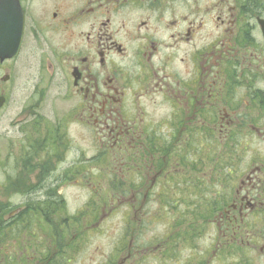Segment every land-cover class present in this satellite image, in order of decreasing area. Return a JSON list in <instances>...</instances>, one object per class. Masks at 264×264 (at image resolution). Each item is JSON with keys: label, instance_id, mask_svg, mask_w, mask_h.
Segmentation results:
<instances>
[{"label": "flooded vegetation", "instance_id": "obj_1", "mask_svg": "<svg viewBox=\"0 0 264 264\" xmlns=\"http://www.w3.org/2000/svg\"><path fill=\"white\" fill-rule=\"evenodd\" d=\"M1 9L23 24L18 56L0 61V110L25 52L56 69L64 107L24 111L7 180L29 182L9 188L18 204L0 201V264H73L115 207L136 228L114 251L139 264L132 243L149 205L214 208L219 260L264 264V0H4ZM11 25L0 20L6 47ZM68 186L85 192L81 204ZM210 190L213 200L192 205ZM182 215L165 216L174 221L156 248L168 257Z\"/></svg>", "mask_w": 264, "mask_h": 264}, {"label": "rangeland", "instance_id": "obj_2", "mask_svg": "<svg viewBox=\"0 0 264 264\" xmlns=\"http://www.w3.org/2000/svg\"><path fill=\"white\" fill-rule=\"evenodd\" d=\"M21 56L16 60L14 65L15 81L12 84L11 90L8 92V103L3 110H0V201H11L16 204L21 201L22 195L12 197L9 188L14 187L15 184L17 188H22L29 182V179L21 178L19 180L18 178H8L7 180L9 167L11 170V163L8 161V156L12 150V145L21 139V131L25 130L26 121L30 119V117L24 114V111L26 108L30 109V107H34L38 111L43 110L45 113L48 112V108H52V111L59 112L64 107L62 106L61 95L58 93L59 75L56 69L52 71L48 70L45 64L40 65L38 58L27 59L26 52ZM48 79L51 81V86H45V83L42 82L43 80L48 81ZM41 97L43 98L41 99ZM72 130L74 131V129ZM13 181L14 183H12ZM68 187L67 194L72 197L69 199V202L71 203L75 199L78 204H81L85 197V192L80 188ZM208 192L200 196L193 194L191 198L192 205L194 202H199V197L202 199L206 198V200H213L215 191L210 190ZM103 195L105 196V194ZM10 197H12L11 200H9ZM154 207V205H149V208L144 210L145 218L149 223L143 222L141 226L137 227L139 228V236H143L137 240L133 238L132 245H138L137 248L139 251L137 253L133 252L132 260L134 261L132 262L137 260L139 264H199V262L205 264H236V258L234 256L232 257V254L228 255L227 258L222 257V260H219V249H215V246L219 244V231H217L216 226L213 225L212 227V225H208L212 223L209 222L202 229L204 222L200 218V214L211 209L208 205L205 209H201L199 206H197L198 209H192L194 207L192 206L186 212L182 210L177 211L176 209L170 214H167V211L163 209L153 210ZM116 208L110 214L111 216L109 215L110 217H106L105 222L101 225L93 226L87 241L85 240L84 243H80V253L77 262L73 264H106L109 262V258L112 264H120L122 253H118L120 250H118V247L116 248L117 252L114 251L115 245L119 240H122L128 228L131 231L136 228V225H133V220L128 218L132 216L131 213H128L124 224L122 214L125 211ZM176 214H185L182 217L187 220V224L191 223L193 225V229L190 230L191 240L189 241L186 235L181 234L183 231H188L187 228L182 226V223L178 224L174 234L178 232L181 236H178L174 240V250L172 255L168 257L163 250H161L163 251L162 253L156 247L158 244H162V240L168 236L164 231L171 225L167 226L166 220L174 221V218L166 219L165 216L175 215L176 220H178ZM155 217L159 218V220H155L152 223ZM4 218L8 219V216L6 215ZM183 218L180 219L181 222H184ZM63 233L65 234L64 231ZM70 234H76L78 237L83 233L81 231L77 233L72 230ZM67 241L68 239L64 236L63 243ZM75 241L78 244V238ZM147 248L151 252L141 253L142 256L139 253L140 250ZM154 248L156 250H153Z\"/></svg>", "mask_w": 264, "mask_h": 264}, {"label": "water", "instance_id": "obj_3", "mask_svg": "<svg viewBox=\"0 0 264 264\" xmlns=\"http://www.w3.org/2000/svg\"><path fill=\"white\" fill-rule=\"evenodd\" d=\"M6 14H7V19L12 21L11 27L14 26V31H15V29H16V31H15V41L7 49H6V46L3 45L4 36H3V34L0 35V57L2 59L16 56L17 51H18V47L20 44L21 31H22V19H21V17L19 16V17L14 18L13 15H11L12 12H11V14H9V12H7ZM0 17L3 18L2 12H0ZM0 105H1V102H0Z\"/></svg>", "mask_w": 264, "mask_h": 264}, {"label": "trees", "instance_id": "obj_4", "mask_svg": "<svg viewBox=\"0 0 264 264\" xmlns=\"http://www.w3.org/2000/svg\"><path fill=\"white\" fill-rule=\"evenodd\" d=\"M192 209H198L197 206H194ZM191 209V210H192ZM202 209V208H201ZM1 210V209H0ZM216 210L213 208L212 210H207L205 212H203V214H200L201 215V219L203 220L204 224L202 225V228L205 227V223L208 222V219H210L214 214H216ZM2 214L5 215L6 212L2 210ZM207 225V224H206ZM178 226V224H176V227ZM182 226H185L187 228L188 231H183V233H181L182 235H184V232L186 233L185 235L187 236L188 239H191V231L193 229V225L190 223V224H182ZM179 234V233H177Z\"/></svg>", "mask_w": 264, "mask_h": 264}]
</instances>
